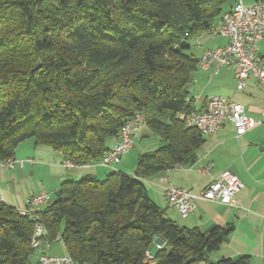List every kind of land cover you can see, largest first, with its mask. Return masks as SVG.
<instances>
[{"label": "trees", "instance_id": "obj_1", "mask_svg": "<svg viewBox=\"0 0 264 264\" xmlns=\"http://www.w3.org/2000/svg\"><path fill=\"white\" fill-rule=\"evenodd\" d=\"M235 1L0 0V162L33 139L63 161L97 164L139 112L164 143L140 154L134 173L64 181L36 219L0 199V264L31 263L38 220L80 264H144L157 237L167 244L156 264H252L245 254L209 261L234 226H182L145 183L193 159L205 140L179 118L197 110L191 41L213 34Z\"/></svg>", "mask_w": 264, "mask_h": 264}, {"label": "crops", "instance_id": "obj_2", "mask_svg": "<svg viewBox=\"0 0 264 264\" xmlns=\"http://www.w3.org/2000/svg\"><path fill=\"white\" fill-rule=\"evenodd\" d=\"M244 1L247 5H252L261 0ZM226 43V39L210 33H200L191 41L192 48L198 57L205 49ZM258 52L264 61V39L259 44ZM193 85L195 89L192 88ZM192 86L191 98L198 110L203 109L208 97L219 95L232 97L243 104L251 117L259 119L264 111V88L251 77L247 81L246 88L238 90L237 79L231 68L222 67L217 74H212L200 69L198 65ZM149 134H151L150 129L144 124L136 135V139L139 136L148 137ZM204 139L193 159L148 177L145 180L148 194L182 226H197L205 233H209L216 225L234 226L227 240L210 254L209 261L245 254L251 257L252 264H264V123L237 137L232 123L227 122L216 133L207 135ZM113 142L114 138H110L108 145L112 146ZM38 148L39 146H34V153ZM51 149L48 147L45 150L55 157L52 161L39 158L37 160L35 156H32L33 154H27L19 158L32 159L33 163L8 168L0 162V199L2 201L17 208L27 207L31 197L41 191H48L52 200L54 199L51 191H54L57 198L61 184L66 180H78L87 174L101 180L112 169L128 173H134L137 169L135 157L124 159L128 153L124 154L121 161L113 168L97 163L86 164L81 169H67L62 165V156ZM15 158L18 157L15 155ZM206 167H210L208 172L202 170ZM227 168L244 184V188L229 204L199 199L196 202V211L183 218L165 194L166 187L171 185L198 192ZM37 170L38 175L41 176H39L38 184H34L29 178ZM46 178L54 179L52 186L55 187L54 190L47 188L44 183ZM162 240L161 237L155 239L156 251L157 243ZM150 251L154 254L156 252L151 249ZM207 262L195 261L191 264H207Z\"/></svg>", "mask_w": 264, "mask_h": 264}, {"label": "built area", "instance_id": "obj_3", "mask_svg": "<svg viewBox=\"0 0 264 264\" xmlns=\"http://www.w3.org/2000/svg\"><path fill=\"white\" fill-rule=\"evenodd\" d=\"M213 35L227 40L226 44L205 49L199 56V67L204 71L217 74L222 67L231 68L237 79V89L246 88L249 78H255L264 88V61L258 52L259 44L264 39V0L247 5L244 0H236L232 8L226 11L218 24H214ZM179 118L187 128H196L201 135L216 133L225 123H232L237 137L245 134L259 124L264 123V111L257 119L247 114L243 104L232 97L212 95L205 101L201 110L182 112ZM144 115L136 113L128 118L119 135L114 138L113 145L98 162L104 167L113 168L124 154L130 152L135 145L136 135L144 125ZM32 159L9 158L1 164L8 168L24 166L33 163ZM67 169H81L86 164H78L70 159L62 162ZM208 172L210 167L202 169ZM244 188V184L230 169H224L213 181L198 192L171 185L166 187L165 194L170 203L177 208L183 218L188 217L197 209V200H208L229 204ZM51 200L48 191L33 195L27 207L18 208L22 215L36 219V211ZM58 234L55 241H60ZM52 240L45 225L41 221L35 224L32 246L38 252L35 264H80L74 258L65 254H51L49 249ZM167 241L157 243L158 249H163ZM156 255L146 251L144 264H156Z\"/></svg>", "mask_w": 264, "mask_h": 264}, {"label": "rangeland", "instance_id": "obj_4", "mask_svg": "<svg viewBox=\"0 0 264 264\" xmlns=\"http://www.w3.org/2000/svg\"><path fill=\"white\" fill-rule=\"evenodd\" d=\"M198 73H199V71H198ZM192 88L195 89V86L193 85ZM198 90L200 91V88H198ZM34 143H35V140H32V139H28L26 141L21 142L18 145V147L16 148L15 155L19 158L22 156H26L27 154H29V155L33 154L32 156H35V158L37 160L39 158L40 160H45V161H52L55 159L54 156H51L45 150L46 148H48L47 146H39L37 151L34 153V151H35L34 150V146H35ZM163 144L164 143L161 142L160 138L156 134H153L152 132H151V134H149L148 137L139 136L136 139L134 147L132 148V150L130 152H128V154H126L124 159H126L127 157H135L137 159V162H138V158H139L140 154L147 152V151H154V150L158 149L160 146H162ZM51 151H53V150L51 149ZM132 170L134 171L135 167ZM39 176H41V175H38V170H37L35 173H33V175H31V177L29 179L31 181H33L34 184H38V179H40ZM53 180H54L53 178H51V179L46 178V180L44 181L47 188H49L50 190H54V188H55V187H52L54 184ZM51 192H52V198L55 199L56 194L54 193V191H51ZM150 248L153 252L156 251L155 242H153V244L151 245ZM49 251L52 254H63L64 252H66V249H65V246H64L62 241H57V242L52 243ZM37 255L38 254L35 253L32 256L30 264H35V262L37 260Z\"/></svg>", "mask_w": 264, "mask_h": 264}, {"label": "water", "instance_id": "obj_5", "mask_svg": "<svg viewBox=\"0 0 264 264\" xmlns=\"http://www.w3.org/2000/svg\"><path fill=\"white\" fill-rule=\"evenodd\" d=\"M196 261V258L189 259L186 264H191Z\"/></svg>", "mask_w": 264, "mask_h": 264}]
</instances>
